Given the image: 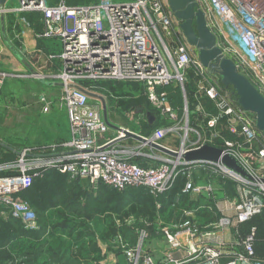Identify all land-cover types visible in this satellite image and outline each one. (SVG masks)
Segmentation results:
<instances>
[{
  "label": "built area",
  "instance_id": "1",
  "mask_svg": "<svg viewBox=\"0 0 264 264\" xmlns=\"http://www.w3.org/2000/svg\"><path fill=\"white\" fill-rule=\"evenodd\" d=\"M17 1L16 8L7 7V0L0 5V17L42 13L44 30L38 38L51 44L47 56L51 73L46 81L62 85L58 88L68 117L70 139L59 146L19 151L14 163L0 165V209L7 211L24 229H35L37 214L21 197L35 179L43 178L49 170L120 192L146 188L155 196L167 195L177 178L186 177L183 193L205 190L213 195L210 183L202 188L193 184L192 174L200 169L210 178L231 179L236 185L237 197L232 206L237 224L246 223L264 211V137L257 129L255 116L239 106L231 88L223 87L218 76L202 66L167 0L124 3L92 0L73 5L67 0H57L54 5H48L46 0ZM195 2V10L203 13L222 57L232 61L237 72L264 98V0ZM188 71L199 80L196 93H201L216 110V115L207 119L205 125L212 133L193 142L189 135L194 129L187 126L186 120L180 123L178 106L172 105L166 93V89L175 92L180 85L187 104L184 84ZM6 75L24 80L42 78L36 72L24 75L0 72V90ZM85 82L144 85L163 125L146 135L110 127L104 120L101 102L88 94L97 92L85 86ZM39 102L42 111L49 112L51 102L45 95L39 97ZM220 121L225 128L218 129ZM124 131L144 138L145 142L126 137ZM223 132L236 137H224ZM179 134L182 144L174 151L178 153L176 157L162 152L165 156L151 155L153 148L149 143L173 151L162 141L166 137H180ZM214 141H219L218 145ZM204 145L232 157L247 176L221 162L182 158L181 155ZM191 221L189 216L184 217L179 229L167 235L172 249L182 248L181 237L193 236ZM222 222L230 223L221 219L219 225ZM187 249L197 264H264V259L255 254L254 229L245 237H237L228 252L222 253L219 247L211 246L195 250L189 243ZM224 255L231 259L223 262Z\"/></svg>",
  "mask_w": 264,
  "mask_h": 264
},
{
  "label": "crops",
  "instance_id": "2",
  "mask_svg": "<svg viewBox=\"0 0 264 264\" xmlns=\"http://www.w3.org/2000/svg\"><path fill=\"white\" fill-rule=\"evenodd\" d=\"M46 2L48 5L55 4L53 0H46ZM77 4H81V2H77ZM42 28L39 35L43 32L44 26ZM1 33L2 29L0 26ZM42 41L48 43L49 40L42 39ZM2 46L0 37V52L3 50ZM5 47L12 55L22 58L19 51H14L10 44L5 45ZM34 47H25L27 48L25 52L34 51ZM22 63V67L25 65L23 69L29 70L28 73L34 72L27 62L22 61ZM187 74H189V71ZM189 77L190 75H188ZM187 81L190 82L189 79ZM52 87L59 89L56 86ZM166 93L169 94L172 105L179 106L175 100L177 97L176 93L170 89H166ZM198 98H196V100L198 99L196 105L201 107L198 109L204 119V128L207 131L206 136H208L212 133V130L209 131L205 123L207 119L213 116L209 112L216 115V110L213 104L201 93L198 94ZM153 119L156 121L155 112L151 113V120L153 121ZM69 138L70 130L68 126L66 139ZM162 144L173 151H178L182 143L180 137L175 136L166 137ZM5 145L8 146L7 144ZM8 147L9 149L0 146V150L3 152L0 165L11 164L17 159L19 151L11 146ZM7 155H9L10 159L5 161L8 158ZM151 155L154 157L165 156L153 149L151 150ZM59 177L63 179L61 188L52 196L51 206L40 212V226L29 230L19 228L14 232L9 229L0 238V264H8L11 261L9 253L17 249L23 256L20 264H132L127 257V260L125 259L122 246L118 243L119 239L123 237V223L126 220L123 216L125 210L124 195L121 192L117 191V194L112 189H106L102 184L96 185L85 179L71 178L69 175L61 174L56 170L47 171L43 178H37L35 182L44 178L48 181H54ZM182 180L180 188H177L179 183L176 182L167 195L154 197L155 216L150 222L152 234L151 253L148 254L149 252L144 249V246L141 247L140 244H136L134 251L137 260L136 264H148L146 254L151 256L152 264H197L194 256L188 254L186 243H189V245L193 243L201 245L202 241H206L205 243H209L211 247H218L224 244L222 241L229 242L230 244L228 243L226 251L228 252L231 243L237 237H245L250 233L251 229L256 232L255 227L252 225L244 228L245 224L231 222L234 221L232 203L237 197L236 185L233 182L210 178L205 171L198 169L192 175L193 184L202 188L207 183H210L213 188V195L205 190H201L200 193L191 192L185 194L183 193V188L186 179L182 178ZM63 195L76 197V202L70 199L63 204L59 200L60 196ZM178 207H182L179 218L190 215L193 223L197 225V233L191 238H186L181 249L172 250L167 245L166 240L165 242L163 241L162 237L164 238V233L170 231L172 229L171 226L179 221V218H175L176 221H174L173 217L168 218L170 209H178ZM132 217H139L145 220L137 214H132L127 219ZM220 219H228L230 221L229 228L220 230L218 228ZM163 220L167 224H163ZM167 220L170 221L167 222ZM199 220L203 221L205 225H198L196 221ZM7 221L0 218V226L7 223ZM159 230H162L161 234H159ZM158 236H162L160 240ZM223 238L225 239L223 240ZM230 259L231 257L228 255L222 257L223 262H228Z\"/></svg>",
  "mask_w": 264,
  "mask_h": 264
},
{
  "label": "rangeland",
  "instance_id": "3",
  "mask_svg": "<svg viewBox=\"0 0 264 264\" xmlns=\"http://www.w3.org/2000/svg\"><path fill=\"white\" fill-rule=\"evenodd\" d=\"M53 1L55 3L57 2V0ZM131 1L132 0H123L115 2L124 3ZM67 2L77 4V2L86 3L92 2V0H67ZM6 6L9 8H16L18 7V1L7 0ZM0 23H2L0 25L2 29L0 37L3 45V50L0 52V72L19 75L28 74L29 70L23 69L25 68V65L22 67V61H25L29 66L32 67V70L34 72L38 73L40 76H42V78H44L24 80L21 78L13 77L12 75H6L4 77L3 84L0 90V141L7 144L8 146L17 149L18 151L29 149L33 150L38 147L49 148L53 146H59L65 142H68L70 138H66L68 136L69 122L67 114L65 112V108L61 101L62 92L59 89H55V87H52L51 82L46 81L47 76L51 73L49 72L51 65L47 59V56L49 54L47 51L49 50V46L51 47V44L49 41L48 43H46V41H42V39L37 37L43 29L42 13L26 12L20 14L19 17H16L14 14H10L5 17H0ZM7 44H10L14 48V51H19L22 60L9 52V50L5 47V45ZM31 46L34 47V51H29L28 53L25 52L27 49L25 47L30 48ZM46 49L47 51H45ZM16 68L21 70H15ZM188 75H190L189 78ZM186 78L187 80H190V82L187 81L184 84L188 103L186 104L185 101H183L180 85H178L177 90H175L176 96L178 97V99L176 97L175 100L179 104L178 118L180 120V123L184 124L183 121L186 120L187 126L194 129L193 133L189 135V138L191 140L190 142H193L198 138L206 136L207 131L204 128V119L198 109L201 107H197L198 105H196L199 99L198 93H196L197 84L199 85V80L197 79L195 74H192L191 71H189V74L186 73ZM213 79L217 81L215 77H213ZM84 85L91 86L93 88V92H97V95L101 96L104 99L107 119L113 127L121 126L122 128L128 129L131 132L146 135L151 133L152 126L159 125V127H161L164 123V121H160V118L157 114V109H155L148 100L147 89L142 84L122 82H85ZM41 95H45L47 101L51 102V108L47 113H44L42 111V106L39 102V97ZM196 98L198 99L196 100ZM153 112H155L156 121L151 120V113ZM209 113L211 115H214L211 112ZM158 122L160 123L158 124ZM221 128H225L223 125V121L219 122L218 129ZM111 135L112 134H107V136ZM179 135L181 139L182 136L181 134ZM223 136L230 139H235L236 137L235 134L226 135V132H223ZM214 142V145H218L219 143V141ZM2 153L3 152L0 150V159H2ZM7 157L8 158H6L5 161H8L10 159L9 155H7ZM15 161L16 159L12 163H14ZM183 178L186 179V182L188 181V178ZM225 181L232 182L231 179H225ZM126 191H124V199L125 201H128V199H130V190ZM152 196L155 197V195ZM70 199L75 200L76 202L77 198L70 195H63L60 196L59 200L64 204ZM124 208V211L128 209L127 206ZM31 209L37 214L36 228H38L41 223L40 212L38 213L32 207ZM181 209L182 207H178V209H170V215L168 216V218H179ZM187 216H189V218L191 219L190 215ZM187 216L185 215V217ZM0 218L9 220L11 217L7 211L0 209ZM183 220L184 217H181L179 218L177 224L171 226L172 229L170 231L173 232L166 231L164 233L165 239L162 236H158L159 240L161 239V237L164 242L166 240V243L170 249L172 248L168 244L167 235L174 234L175 231L179 229V226ZM169 221L170 220H167V222ZM174 221H176V219ZM191 222V229L195 230L193 234L194 236L197 233V225H195L193 221ZM231 222L235 223V221ZM196 223L202 226L205 225V223L201 220L196 221ZM163 224H167L165 220H163ZM228 225L225 222H222V225H219L218 228H220V230H222L223 228H229ZM161 231L162 230L158 231L159 234H161ZM186 238L191 237L189 235H185L179 239L182 247L183 241ZM224 239L225 238H223V240ZM151 240V223L139 217H132L124 221L123 237L119 239L118 243L120 246H122V250L125 254V259L127 257L132 264H136L137 260L136 254L134 252L136 244H140L141 247L144 246V249H146L147 252H149L148 254H150ZM205 242L206 241H202L201 245H199L198 243H193L191 247L197 250L199 247L205 248L211 246L209 243ZM222 242L224 244H221L218 247L223 253L227 251L228 245L230 243L224 241ZM187 244L188 243H186V247ZM148 254H146V258H148L147 263L151 264V256H149ZM9 255H11V261L9 262L10 264H20L23 260V256L20 254V251L18 249L13 250L12 253H9Z\"/></svg>",
  "mask_w": 264,
  "mask_h": 264
},
{
  "label": "water",
  "instance_id": "4",
  "mask_svg": "<svg viewBox=\"0 0 264 264\" xmlns=\"http://www.w3.org/2000/svg\"><path fill=\"white\" fill-rule=\"evenodd\" d=\"M5 1L0 0V5H3ZM167 3L175 18L181 22L180 28L183 35L188 44L197 51V56L202 66L217 75L223 87L233 90L236 101L243 110L254 114L257 129L264 137V98L245 77L237 72L232 61L222 57L220 50L216 46L215 36L206 26L203 13L199 9L195 10L197 8L195 0H167ZM51 86L62 87L61 84H51ZM88 94L90 97L97 98L102 102L105 122L110 127L119 130L118 127L111 126L107 119L104 99L97 94ZM124 133L128 138L145 142V139L140 136L129 134L126 131ZM0 146L9 149L8 146L1 142ZM149 146L172 157H176L178 154L153 143H149ZM181 156L185 161L221 162L231 170L247 176L232 157L214 147L204 145L200 149L187 152Z\"/></svg>",
  "mask_w": 264,
  "mask_h": 264
},
{
  "label": "trees",
  "instance_id": "5",
  "mask_svg": "<svg viewBox=\"0 0 264 264\" xmlns=\"http://www.w3.org/2000/svg\"><path fill=\"white\" fill-rule=\"evenodd\" d=\"M157 128H159V125L152 126L151 132L152 130H156ZM182 178L183 177H179L175 181V183H179V185H177V188H180L181 182H183ZM45 179L46 178H44L43 180L38 179L37 182H35L37 180L35 179L30 189L22 194V198L38 212H42L51 206L52 196L61 188L63 182V179L61 177L57 178L54 181H48ZM103 187L106 189L114 190L113 188H110L108 186ZM129 190L130 199H128V201H125L124 199V206H127L128 208L126 211H124V219H127L132 214H137L144 218L146 221L151 222V220H153L155 216L154 197L146 188ZM114 191L117 193L116 190ZM121 193L124 195V192ZM243 224H245L244 228H247L250 225L255 227V254L258 258L264 259V211L258 215L253 216L251 220ZM19 228H23L22 224L19 221L11 218L7 221V223H4L0 226V230H3L0 231V238H2V236L9 229L14 232Z\"/></svg>",
  "mask_w": 264,
  "mask_h": 264
},
{
  "label": "bare ground",
  "instance_id": "6",
  "mask_svg": "<svg viewBox=\"0 0 264 264\" xmlns=\"http://www.w3.org/2000/svg\"><path fill=\"white\" fill-rule=\"evenodd\" d=\"M92 94H94V93H92ZM119 129H123L122 127H120V126H117Z\"/></svg>",
  "mask_w": 264,
  "mask_h": 264
}]
</instances>
